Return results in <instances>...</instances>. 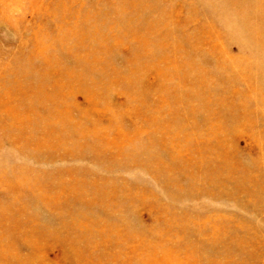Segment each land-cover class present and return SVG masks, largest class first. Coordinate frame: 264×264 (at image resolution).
<instances>
[{
    "label": "rangeland",
    "instance_id": "374dc122",
    "mask_svg": "<svg viewBox=\"0 0 264 264\" xmlns=\"http://www.w3.org/2000/svg\"><path fill=\"white\" fill-rule=\"evenodd\" d=\"M0 264H264V0H0Z\"/></svg>",
    "mask_w": 264,
    "mask_h": 264
}]
</instances>
